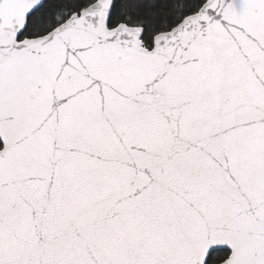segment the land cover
Returning a JSON list of instances; mask_svg holds the SVG:
<instances>
[{
  "label": "snow or ice",
  "instance_id": "6c2138e0",
  "mask_svg": "<svg viewBox=\"0 0 264 264\" xmlns=\"http://www.w3.org/2000/svg\"><path fill=\"white\" fill-rule=\"evenodd\" d=\"M0 264H264V0H0Z\"/></svg>",
  "mask_w": 264,
  "mask_h": 264
}]
</instances>
